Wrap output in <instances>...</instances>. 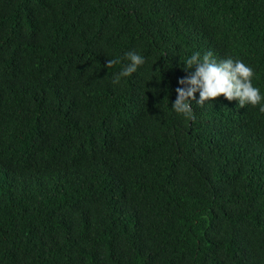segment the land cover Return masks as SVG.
Segmentation results:
<instances>
[{"label":"trees","instance_id":"16d2710c","mask_svg":"<svg viewBox=\"0 0 264 264\" xmlns=\"http://www.w3.org/2000/svg\"><path fill=\"white\" fill-rule=\"evenodd\" d=\"M194 51L264 94V0H0V264H264V113L172 111Z\"/></svg>","mask_w":264,"mask_h":264},{"label":"clouds","instance_id":"9594fccd","mask_svg":"<svg viewBox=\"0 0 264 264\" xmlns=\"http://www.w3.org/2000/svg\"><path fill=\"white\" fill-rule=\"evenodd\" d=\"M124 55L128 62L112 75L113 84L120 83L145 62L144 56L137 51H127ZM116 62V59H109L106 67ZM183 64L189 74L178 80L175 100L170 108L175 113L194 120L193 99L196 106L204 107L205 101L221 95L226 100H236L239 107L250 105L264 113V94L253 85V68L243 60L231 56L217 59L211 51L203 54L194 51ZM196 93L198 98L194 96Z\"/></svg>","mask_w":264,"mask_h":264}]
</instances>
